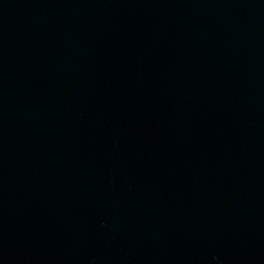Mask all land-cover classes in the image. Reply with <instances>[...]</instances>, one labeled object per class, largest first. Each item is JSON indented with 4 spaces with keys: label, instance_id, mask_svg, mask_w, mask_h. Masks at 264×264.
<instances>
[{
    "label": "water",
    "instance_id": "water-1",
    "mask_svg": "<svg viewBox=\"0 0 264 264\" xmlns=\"http://www.w3.org/2000/svg\"><path fill=\"white\" fill-rule=\"evenodd\" d=\"M0 264H264V0H0Z\"/></svg>",
    "mask_w": 264,
    "mask_h": 264
}]
</instances>
